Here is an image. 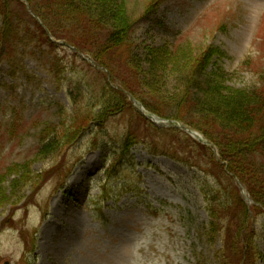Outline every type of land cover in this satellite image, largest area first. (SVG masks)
<instances>
[{"label": "rangeland", "instance_id": "1", "mask_svg": "<svg viewBox=\"0 0 264 264\" xmlns=\"http://www.w3.org/2000/svg\"><path fill=\"white\" fill-rule=\"evenodd\" d=\"M115 4L129 27L122 56L92 44L106 27L46 16L58 35L45 38L26 0L0 10V264H264V197L242 184L264 193V108L241 160L186 132L230 137L201 94L264 91V0Z\"/></svg>", "mask_w": 264, "mask_h": 264}, {"label": "trees", "instance_id": "2", "mask_svg": "<svg viewBox=\"0 0 264 264\" xmlns=\"http://www.w3.org/2000/svg\"><path fill=\"white\" fill-rule=\"evenodd\" d=\"M8 0H1L0 3V10L3 11L6 10V3ZM28 5L31 6L32 12L37 16V18L42 22L41 24L38 23L36 20L33 19L36 26L41 30L42 34L45 38L48 37V33L52 36H57L58 32L53 27H60L63 25H66V21H72V26H79V27H106L105 33L107 32V35H103V40L101 41H92V44H100L98 46L99 48H102L103 52H106L107 50L111 49V54L120 55L122 56V53L117 52V49L121 46L125 45L124 42L126 40V28L128 29V24L124 22V20L120 21L118 15L119 13V6L115 4V0H48V7L47 9L40 10L36 6V0H26ZM66 6V9H63L62 7ZM49 10V13L47 12ZM4 14V13H3ZM4 22L3 25L5 29H3L2 32V40L4 38L6 27H10L12 25V22L8 19V14L5 13L4 15ZM46 16H52L53 24L52 26ZM59 19V20H58ZM52 27V28H51ZM108 29V31H107ZM48 32V33H47ZM126 33V34H125ZM65 34V33H64ZM62 36V35H61ZM64 36V35H63ZM63 40L67 42L68 44L72 45L77 51H84L82 50L74 40H69L67 37H64ZM97 47L94 50V53L90 52L89 56L95 63L102 64V62L98 61L100 60V52L99 48ZM211 51H208L205 55L198 60L196 59V63H194L193 68L195 70L201 69L202 70L207 66L208 59L212 56ZM119 94V93H118ZM119 96V95H118ZM186 96V95H185ZM191 96V94H187V98ZM214 97H217V99H209L208 96H205L203 94L200 95L201 100H197V104L203 105V104H209L213 100L214 103L210 104L209 109H205V112L203 108L200 112H204L205 117L214 116L220 119L222 123V127H225L224 129L228 130L230 132L229 139H226V137H223L220 135L222 132H220V138L216 140L215 138L211 137L209 130L202 129L198 125H192L189 122L187 123L188 126H190L192 129H195L202 133V135L207 139L209 142H211L215 147H220L221 149V155H228L231 158H237L241 160L240 157H244L247 151L244 150H238L240 145L244 146L247 141L245 136H249L250 128L254 127V123L257 122V116L262 108H264V91L261 93H253V92H237L236 95L222 99L219 98L217 95L213 94ZM194 96H192L193 98ZM118 100V99H117ZM110 106V105H109ZM120 106V100H118L117 104L114 105L112 108L117 109ZM107 107V108H106ZM104 107V113L109 112L108 105ZM111 107V106H110ZM145 107L159 115L155 110V108H148L146 105ZM162 113V112H161ZM178 118H174L178 121H184L179 116L180 114H176ZM161 116V115H160ZM264 117H262V121L258 124L259 127L262 129V133H264ZM206 124V123H203ZM205 126V125H203ZM75 131L72 134H76L79 129L84 128V126L78 127L74 126ZM236 134H239V136H236ZM54 135H51L50 139H48L40 148L39 151L42 152V154L50 153L53 149H55L56 144H58V136L54 137ZM73 138V135H72ZM70 138V139H72ZM229 140V141H227ZM124 146L126 147V150L128 151L129 148L132 145L124 143ZM225 151L222 153V151ZM39 152V153H40ZM235 152V153H234ZM243 155V156H242ZM229 157H222V158H229ZM242 184L245 185L246 189L249 190L254 196L255 200L261 202L264 193L258 192L257 196L254 194V187H251L248 185L244 180H242ZM212 220H218V213L216 212L215 217L214 214L211 213ZM212 224V222H211ZM218 226V224H217Z\"/></svg>", "mask_w": 264, "mask_h": 264}]
</instances>
